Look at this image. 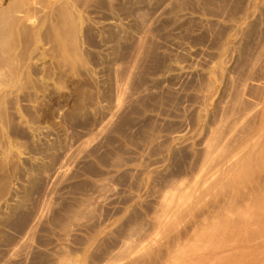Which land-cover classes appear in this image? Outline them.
I'll use <instances>...</instances> for the list:
<instances>
[{"label":"rangeland","instance_id":"obj_1","mask_svg":"<svg viewBox=\"0 0 264 264\" xmlns=\"http://www.w3.org/2000/svg\"><path fill=\"white\" fill-rule=\"evenodd\" d=\"M263 117L264 0H0V264L192 248L218 197L166 204Z\"/></svg>","mask_w":264,"mask_h":264},{"label":"bare ground","instance_id":"obj_2","mask_svg":"<svg viewBox=\"0 0 264 264\" xmlns=\"http://www.w3.org/2000/svg\"><path fill=\"white\" fill-rule=\"evenodd\" d=\"M215 157L216 170L166 204L158 219L165 231L202 195L218 197L193 225L195 245L186 250L178 238L157 264H264V123L255 141Z\"/></svg>","mask_w":264,"mask_h":264}]
</instances>
